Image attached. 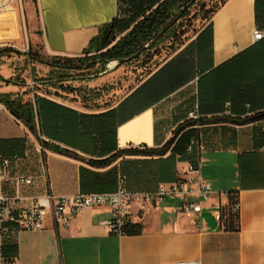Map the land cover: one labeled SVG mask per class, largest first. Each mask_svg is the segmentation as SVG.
I'll list each match as a JSON object with an SVG mask.
<instances>
[{"label": "crops", "instance_id": "0c3cea01", "mask_svg": "<svg viewBox=\"0 0 264 264\" xmlns=\"http://www.w3.org/2000/svg\"><path fill=\"white\" fill-rule=\"evenodd\" d=\"M129 1L34 0L32 41H39L50 58L83 57L102 28L127 17ZM255 29L256 0H226L193 39L155 70L144 76L142 70L132 72L123 81L127 91L111 84L123 74L114 61L99 79L79 77L78 89L83 92L76 96L38 94L79 115H102L120 107L114 122H109L114 131L108 135L95 131L87 139L79 128L77 139L53 133L42 137L74 156L44 148L0 105V157L10 161L7 180L0 181V195L14 200L17 210L47 196L68 198L119 189L155 192L174 183L196 159L202 179L213 191L196 219L177 212L178 200L145 211L132 206L129 222L143 227L138 236L113 234L107 225L112 218L107 206L73 217L67 228L48 219L41 231L13 230L4 237L0 233L5 257L12 264H264V119L245 125L234 122L264 113V38L255 42ZM15 59H1L0 77L11 83L0 82V93L34 103L36 93L25 98L13 80ZM86 91L95 98L87 100ZM194 110L204 121L198 130L199 147L166 163L170 175L162 176L158 157L124 156L110 166L91 165L114 150L164 146ZM170 156L171 152L163 160ZM20 178H31L32 183L21 184ZM230 191L239 192V232L221 230L215 219V209L228 204L225 194Z\"/></svg>", "mask_w": 264, "mask_h": 264}, {"label": "trees", "instance_id": "16d2710c", "mask_svg": "<svg viewBox=\"0 0 264 264\" xmlns=\"http://www.w3.org/2000/svg\"><path fill=\"white\" fill-rule=\"evenodd\" d=\"M197 3L198 0H130L127 3V17L115 20L110 25L102 28L98 36L92 39L88 48L84 50L83 57L74 59L48 58V60H43L36 53H31L27 59L30 62L43 64L51 69L49 73L50 79L43 80L44 84L50 85H64L69 81V72L91 73L93 69H104L109 63L114 61L129 59V62L125 63L129 64L141 61V59L146 57H149L150 61L152 57L157 55L156 48L166 40L178 41V48L184 45V41H181L182 38H180L185 33V26L182 24V20L188 16L190 9ZM224 4L225 1L221 6ZM221 6L215 11L211 10V12H208L212 14L210 19L208 17L209 20L213 18ZM185 8L188 10L185 11ZM256 25L257 29L263 31L264 0H256ZM162 31L164 32L163 35L151 48L143 50L140 55L136 56L146 45L153 42ZM11 53L17 54L15 50L0 48V60L4 57H9ZM55 73H58V76L55 77ZM0 82L11 83L10 80H4L2 77H0ZM17 86L21 85L17 83ZM0 105H3L16 120L23 123L30 133L41 142L44 148L66 156H74V154L59 146L45 142L42 137L50 138L51 133H53L66 137L70 135L73 139H77L79 128L84 130L86 135L84 133L81 135L87 139H90L88 137L95 131L99 135H108L109 132L113 133L114 131V127L111 128L109 122L110 124L114 122L117 110L120 108L102 115H79L77 112L61 107L37 95H35L33 103L31 101L25 102L22 96L19 95L1 93ZM263 119L264 113H261L255 117L244 118L239 121L234 120V122L245 125ZM188 121L182 127L177 128L174 137L160 148L144 146L141 148L114 150V153L112 152L113 154L107 159L99 162L92 161L91 165L97 167L110 166L124 156L158 157L161 164H163V168H161L162 176L170 175L171 171L166 166V163H172L178 154L183 157L186 153H189L188 146H190L192 139H199L197 129L192 128L186 131L189 127H195L196 125V122ZM199 124H204L202 118ZM63 128L66 132L63 131ZM70 129L72 133L68 132ZM169 152H171V156L163 160ZM195 162L194 160L191 163L194 164ZM177 180L175 179L173 182ZM227 194L228 204L222 208L219 225L221 230L225 232H239L240 212L235 210V206L239 203V192L230 191ZM142 232V225L132 222H127L122 228L123 236H138ZM2 252L6 256L3 246ZM8 261L10 263L13 262L10 259Z\"/></svg>", "mask_w": 264, "mask_h": 264}, {"label": "built area", "instance_id": "2783aa9c", "mask_svg": "<svg viewBox=\"0 0 264 264\" xmlns=\"http://www.w3.org/2000/svg\"><path fill=\"white\" fill-rule=\"evenodd\" d=\"M255 42L264 38V31L255 29L253 32ZM188 119L196 122L195 129L199 130L201 119L199 113L194 110L188 114ZM264 131V126L262 127ZM199 147V140L193 138L188 152L192 153ZM41 147L39 151H42ZM10 161L0 157V181H6L9 173ZM19 183L31 184V178H20ZM211 184L202 179L199 159L189 163L181 172V177L172 184L162 185L155 192L132 194L124 189L113 193L79 194L68 198H54L47 196L35 200L29 208L17 210L14 200L0 195V233L4 237L9 232L30 231L37 232L44 229L48 219H51L56 227L67 228L73 217L78 216L88 209L107 206L111 208L112 218L107 223L113 234L123 236L122 228L129 222L131 208L139 205L141 211L159 208L166 200H178L181 202L177 212L187 218L196 219L203 211V204L212 195ZM228 197V194H225ZM223 206L220 204L215 209V219L219 222ZM240 211V203L235 206ZM0 264H12L4 256L0 247ZM176 264H189L179 262ZM192 264H198L194 262Z\"/></svg>", "mask_w": 264, "mask_h": 264}, {"label": "rangeland", "instance_id": "374dc122", "mask_svg": "<svg viewBox=\"0 0 264 264\" xmlns=\"http://www.w3.org/2000/svg\"><path fill=\"white\" fill-rule=\"evenodd\" d=\"M224 1L226 0H198V3L190 9L188 16L182 20V24L185 26V33L181 35L182 37L180 36V38H182L181 41H184L185 44L193 39L197 33L209 23L212 14L208 12H211V10L215 11ZM33 7L34 0H0V48H9L17 52V54L11 53L8 57L10 59L17 58L15 59L17 67L13 80L21 85L17 87L25 98H30L32 93L35 92V95L39 94L46 97H53L58 94L63 97L62 93L66 92L73 94V96L80 94L83 91L78 89L79 85L77 80L79 77L92 76L94 80L99 79L100 73L104 69L95 68L91 73L85 74L80 72H69V81L64 85L44 84L43 80L50 79L49 73L51 69L43 64L30 62L27 59L31 53H36L37 56L43 60H48V58H50L45 55L39 41H32V34L33 31L35 32L34 26L36 24L35 17L34 19L31 17L30 8ZM187 10L188 9L185 11ZM175 49H178V41L172 42V40H166L156 48L157 55L152 57L150 61L149 57H146L138 62L119 65L117 70H123V74L119 79L114 78L111 84H114L113 87L116 90L120 89L124 92L127 91L124 90L123 81H128L127 78L132 72L136 73L142 70L144 72L142 76L150 73L169 59L174 54ZM2 66V61L0 60V71L2 70ZM141 66H143L142 69ZM10 69L12 70L13 68ZM54 75L56 77L58 73ZM23 90H26V93ZM74 90L75 93H71V91ZM84 94L87 95V100H93V98H95L90 91H86ZM81 96L85 97L82 94ZM70 98L71 97L68 96V99Z\"/></svg>", "mask_w": 264, "mask_h": 264}, {"label": "water", "instance_id": "95a60500", "mask_svg": "<svg viewBox=\"0 0 264 264\" xmlns=\"http://www.w3.org/2000/svg\"><path fill=\"white\" fill-rule=\"evenodd\" d=\"M185 9H186V8H185ZM163 33H164L163 31L160 32V33L157 35V37L153 40V42H151L150 44L146 45L141 51H139V52L137 53L136 56L140 55L141 52H142L143 50L148 49V48H151V47H152V46H153V45H154V44L160 39V37L163 35ZM127 62H129V59L116 61L117 65H122V64H125V63H127Z\"/></svg>", "mask_w": 264, "mask_h": 264}, {"label": "bare ground", "instance_id": "6f19581e", "mask_svg": "<svg viewBox=\"0 0 264 264\" xmlns=\"http://www.w3.org/2000/svg\"><path fill=\"white\" fill-rule=\"evenodd\" d=\"M112 66H115V64H114V65H112Z\"/></svg>", "mask_w": 264, "mask_h": 264}]
</instances>
